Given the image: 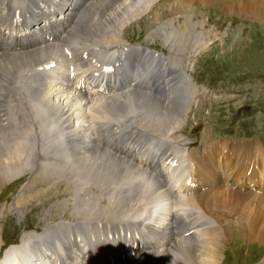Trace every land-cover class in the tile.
Instances as JSON below:
<instances>
[{"label":"bare ground","instance_id":"obj_1","mask_svg":"<svg viewBox=\"0 0 264 264\" xmlns=\"http://www.w3.org/2000/svg\"><path fill=\"white\" fill-rule=\"evenodd\" d=\"M30 1H32L33 7L28 10V14L22 15L20 13V18L22 17L21 22L16 23L14 20H12L13 22L11 21V23H9L7 19L0 17V25L5 26H0V129H2V123L8 120L6 119L7 117L5 118V116H8L9 119L11 117L7 115V113L3 110L1 101L5 102L7 100L6 97H8V95L10 97V94H12V102L20 98L19 96H16V93L11 91L13 89L19 88V86H13V82L16 81V79L14 78L18 71L21 73L24 70L25 66H32L43 56H46V58H51L56 55L54 46L50 44L43 45L40 50H27L28 45H26L24 42L26 40H32V36L21 37V27L23 25L26 26L28 28L27 31H29L30 33L32 32L31 35H33L34 32L31 31L29 24H32L31 27H33L46 19L50 13L60 11V13L65 15V12L69 11V14H67V16H70L71 18L79 17V19L72 21L73 30L69 32V35L66 37V39L72 42L74 41L75 37H80L83 42L86 43V48H92L90 53L87 51V53L90 54V58H92L94 57L92 53H95L94 48L96 46H90L88 45V42H90L91 45H94L92 41L101 43L102 39L105 40L106 38H102V36H104L105 34L104 30L108 23L113 22L116 14L118 15V9L127 3H134L136 0H100L99 2H90V0ZM78 1L80 2V5L78 7L70 9V7ZM160 1L161 0H159V2ZM182 1H187L189 3L193 2V0ZM197 1L205 5L218 4L224 9L232 10L236 13L234 6L232 4H229L233 2V0ZM22 2H24V0L21 1V4ZM138 2L139 1H137L135 5H132L129 8V11L126 14L127 17H134L139 13L141 8H145L146 1L143 0V3L137 5L138 7H140V10H135L136 4ZM21 4H19L18 2H13L11 4L13 5L12 8L8 7L10 9V18L14 19L17 10L25 13V7H27L30 3L22 5ZM152 4L153 3L149 5ZM134 10L137 13H134ZM131 11H133L132 13H134L135 15H129L128 13ZM176 21L177 20H175V22ZM167 22L169 23V27L171 28V30H169L171 32V35L167 32L165 38H163V41L169 46L168 55H165L163 53H152V51H150L149 49H145V47L141 45L127 48L123 45L124 43L122 42L123 44L121 45V48L123 49V51H121L118 56L113 57V59H115L116 57L118 58L121 53L126 57L124 60H120L121 68L124 71L125 78L133 76L140 78L144 82L142 76H144V78L153 77L154 82L157 84V86H160V89L158 90L160 94H149L131 90L124 94L105 98L103 100V103H100V101H98L93 105L89 104L91 106L90 113L92 117L93 115L96 116L95 113L98 114L99 112H101L102 118L105 120L104 123L107 124L113 120V118L111 120V117L117 112L124 114V118L126 117L124 119L125 123H122L124 121H122L121 123L126 125L123 126V131L128 130L129 132L127 131V133L135 137L134 139L137 143L136 146H131L129 148L120 147L119 149L115 147L110 151H105L97 146L92 147L86 141L82 143L74 142L75 138L74 140L70 138L71 146H69L66 141V137L68 139V137L70 136V132H66L65 128L69 125L68 118L64 117V115L60 112L56 102H54L53 100L50 101L45 86L35 85V87H33L36 83V80H38L34 79L26 85V94H30L38 100L39 104L37 105L38 108L41 109L39 111V116L44 114V118H48L47 112L49 111L51 120L55 123L57 122L55 126H59L65 129V138L62 139L63 143L60 138H58V140L54 144L50 139L46 142L48 137H42V139L37 142V132H31L32 124L22 123L21 117V121L17 122L18 124L13 127V131L11 134L12 138H9L10 140H13V144L11 146L18 148V150L20 149L19 151L21 153H18L17 155H21V157L19 156L20 158H16L17 155L15 156L13 152H7L5 150H2L3 148L0 147V183H2L4 181L3 179L6 176H9V174L14 170L21 169V173L29 170L34 171L44 160H46L45 162H48L49 160L53 159L57 160L56 164H66L65 160L63 161V159L67 155L69 169H75L74 176L78 177L79 175H76L77 173L81 175L90 174L93 177L89 178V180L93 179L100 182L112 181L113 183L124 184L127 187L131 185L130 183L133 177L139 174L140 171L135 165L130 163V160L122 159L118 157L117 154H125V156L131 155L132 158L143 157L147 165H149L150 169L153 171L152 174L155 178H159V175L162 174L163 179L170 184H172L171 180L173 179V183L176 189L181 194L186 195L193 192V189L198 190L201 187L210 186L209 189L200 193L183 196L180 206L184 209V211H196L201 215V217H209L212 219L211 223L216 222V224L213 223V225L211 224L204 228H201L200 231H198V235H195L194 237V234L192 233L186 238L178 240L173 245V251L177 254H181V256H184L185 258L184 260H181L179 264H218V256L220 254L219 246L225 238V231H230L229 227L231 225L241 226V228L238 229V232L241 233L244 238L248 240L257 239L264 243V188H262L264 187V148L258 143L257 140H252L246 143H230L229 140L222 139V141L219 142V147L217 146L211 151H198L197 153L193 152L191 159L188 161V164H186L188 165L187 169H184L181 164H171V160L170 163L167 164V158H169V155H167V151H163V144L168 143V141L162 138V136L166 134H162L161 130H156V127L154 129H150L147 126H142L140 124L141 121H139L140 119L138 117L141 115H147L148 118L153 117L156 120L159 119V121L161 122L160 125H165L164 127H176L181 122V118H183V116L185 117L187 109H189L191 103L196 100V94L199 92L198 87L195 84H190V90H187L189 83L186 77L187 75L190 76V74H187L189 71V69H186L188 64L184 62V60L202 46V44L197 43V37L200 32L196 31L198 28V24L195 25L192 21L185 19L182 23H177L178 27H173L174 21L169 20ZM108 31L112 32L111 29H109ZM4 33L8 34L10 38L9 41H7V38L3 39ZM153 33L155 34L156 32L154 31ZM99 36H101V38ZM109 38L110 40H113L115 42H119L120 40H122V36L120 33H114L113 35H110ZM105 41L107 42L108 40ZM73 46L75 45L73 44ZM47 49H49V51ZM74 52L76 53V50H74ZM83 62L85 63L84 70H87L90 62L86 63L85 60H83ZM97 62H99V60L93 62L94 64H91V70L96 67L95 65H97ZM110 63H100L99 67L103 65H109ZM136 65L139 67V69ZM184 75L187 84L184 80ZM11 80L13 82H11ZM52 88L56 90L55 87ZM23 98H26V96ZM20 100H22V95ZM86 105L88 106V104ZM12 106L15 107V105L11 104L10 107ZM31 108L34 109L33 106ZM83 109L81 110L83 111ZM125 109H127V111L129 110L131 113L126 114ZM9 111L10 110H8V112ZM12 112H14V110ZM133 113L137 114L133 115ZM80 114L82 113L80 112ZM91 115L89 114L90 118ZM81 118L82 117H80V119ZM91 119L94 122L95 120L97 122L100 121L97 119L94 120L93 118ZM90 120H87L86 122L88 123V121ZM131 120L132 123H130ZM45 121H41L40 127L42 129V132H46V129L43 128L45 125ZM135 121H137L138 123H134ZM157 126L159 125L157 124ZM23 130L29 131V133L24 136L22 133ZM19 131H21V135L20 133H18ZM9 132L11 133L10 128L7 129L5 133L9 134ZM94 132L93 135H95ZM39 134L41 135V132H39ZM149 135L150 139L147 140ZM19 136H21V141L18 140V138L14 139ZM152 137H160L161 139L156 141L155 145H152ZM42 140H44V142L46 143L40 151H37L36 149L38 147H36L35 142H37V144L40 146L43 145ZM31 143H34V149L33 147H31ZM64 144L67 150H69L68 153L64 148ZM45 152L47 154V157L43 155L45 154ZM205 154H207L208 156V160L206 162ZM28 155H30V157ZM205 163L207 165H205ZM49 168L52 169V165L47 167V169ZM66 173L67 172L62 174L65 175ZM39 174L43 175V177L49 175L46 172H40ZM79 177L81 178L82 176ZM189 177L190 179H187ZM149 183V189L151 192V188L153 189V185L151 184V182ZM136 186L137 182L135 184V191L138 190V188L136 189ZM155 188L157 189V187ZM170 189H172V187ZM179 199L180 198H178V200ZM170 203L171 202H169V205ZM77 204L80 203L77 202ZM190 204H192V206ZM77 207H82L81 210L83 212L81 214L78 213L79 216H82L81 218H90L89 216H87L90 215V213L87 212L89 210V207H83L81 204L79 206L77 205ZM256 208L261 210H258ZM179 211L180 210H176L171 214L168 213V221L162 224V229H159L158 227L152 225H142V227H144L146 231L144 229L139 232V239L137 238V229L139 228L138 226H136L137 223L131 224V229L136 226L135 230L132 232L131 244L133 245L134 243H138V241L141 239L146 244H151L152 246H154L157 244V242L153 240L158 234H165L168 238L171 239L176 235L175 229L179 231L183 230L184 232L190 230L194 221H191L193 219H191L190 221H188L187 219L188 216L191 215V213H183V211ZM221 220H226L227 224H229V227L223 228ZM101 230H103V228L98 229L97 233ZM147 230L148 232H150V234H152L151 237L147 235ZM88 232L91 231L88 230ZM75 236L76 235L73 231H69L67 229L56 233H46L43 236L46 241L45 243L44 241H41L39 239L41 241L38 246L40 258L42 257V259H45L48 263H53L54 260L55 264H61V261L66 256H68L69 258L75 257L78 259V261H81L86 257L88 259V257L90 256L89 247H91L92 243L88 241V248L83 249L81 255H77L73 251V248L77 247L76 239L74 238ZM44 248L46 250H49L50 252H45ZM17 249L18 246L14 245L7 249V253L9 252V250L15 253L17 252ZM10 255H13V257L11 258ZM14 255L15 254L13 253L8 254V256L6 257H10L13 260ZM160 256L162 255L157 254L155 256L148 257L147 259H152L154 262H156V264H165V260L161 261L162 258H160ZM14 259L18 262V264H22L21 258H19L18 256H16ZM24 260L26 264H28L27 262H29V260ZM91 264H103L100 255L93 257L91 259ZM126 264H144V262L142 261V258H140Z\"/></svg>","mask_w":264,"mask_h":264},{"label":"rangeland","instance_id":"obj_2","mask_svg":"<svg viewBox=\"0 0 264 264\" xmlns=\"http://www.w3.org/2000/svg\"><path fill=\"white\" fill-rule=\"evenodd\" d=\"M21 1L23 0H0V6L2 4L4 5V8H0V12L2 13L0 14V17L7 19V21L11 23L13 19L10 18V9L7 8L8 4L9 2L10 4H12L13 2H18L19 4H21ZM137 1L139 2L136 4L135 10L139 11L140 7H138L137 5L143 3V0H136L134 3H127L118 9V15L116 14L113 22L107 24L104 30L105 34L103 33L104 36H102V38L104 37L106 38L105 40H108L107 43L104 39H102V41L104 40L102 44L107 47V52H113L114 45L117 43L113 40H110V35H113L114 33L119 34L120 29H123V34L121 36L123 37L122 42L124 44H143L150 49L160 50L154 48L157 47L166 50V43H164L165 45L163 44L161 35L159 33L153 34L152 32L154 31V29L161 27V25L162 28L166 27V23L169 18H172L174 21L177 20L175 19L176 16H178L179 21L181 20V23L183 22V20L188 19L195 25L198 24V28L196 31H200L197 37V43L202 44V46L194 51L192 53L193 55L191 54L184 60V62L187 63V61L191 60V57L194 56L193 60L190 62V67L192 68L190 69L189 66H187L186 69H189L187 74H190L191 76H189L191 85L195 84L200 92L196 94V100H198V104L197 111L195 112L197 118H200L199 120H197L195 117V121L200 122V124L196 126L190 125V127H185L182 131H179L185 124V120L183 119L189 113L188 111L186 112L185 117L183 116V118H181L180 120H183L182 126L181 124H178L176 127H164L165 125H160L161 122L159 121V119H157V121L153 117L148 118L147 115H141L138 117L140 119L139 121H141L140 124L142 126H147L150 129H154L156 127V130H161L162 134H166L162 136L163 139L168 141V143L163 144V151H167L169 149L171 158H173L175 155H178L181 160L183 157L182 161L185 162L184 167H187V156L189 154L191 155L192 151L194 153H197L198 151H211L219 145V142H221L222 139H226L223 137H235L237 141H243L234 142L227 139L230 141V143H246L252 140L256 141L258 139L257 141L259 144L260 142L264 144V0H233V2L229 4H232L234 6L236 13L232 10L224 9L218 4L205 5L201 2H198L197 0H193V2L191 3L187 1L177 0L171 7L177 8V10L174 11L169 10L170 7L162 5L160 2L159 3L161 5L156 4L152 6L149 5L153 3L152 0H145L146 4L144 9L141 8L137 15L134 14L136 12L135 10L134 13H132L133 11H131L128 14H134L135 16L127 17L126 14L129 11V8L132 5H135ZM164 1L172 2L173 0ZM22 4L28 3H26L24 0ZM184 5L185 8L181 11L180 8ZM178 9L183 15H177ZM3 11H7L6 14H3ZM19 13H21L22 15L26 14V12L24 13L20 11ZM190 13L194 14L195 17ZM77 19H79V17H74L72 18V21H75ZM115 21L117 22V24ZM180 22H175V27L177 26V23ZM109 29H111L112 32H109ZM99 37L101 38V36ZM93 42L96 43V41ZM53 46L55 54L58 55L59 46ZM147 47L145 49H148ZM47 50L49 51V49ZM91 50L92 48L90 47V49L87 51L90 53ZM167 52L169 53V46L167 48ZM92 54L94 55V57H101L99 55L97 56V54L95 53ZM45 58L46 56H43L39 60L41 61ZM39 60L37 62H39ZM14 79H16L17 82H13L12 80ZM14 79H12L11 82H13V86L17 87L21 79V73L19 71ZM35 85L45 86L48 94L50 92L56 91L51 87V85L41 80H36V83L33 87H35ZM191 85L188 84V91L190 90ZM11 91L16 93V96H19L21 98L20 92L18 94V88ZM228 93H234L237 95V97L234 99L236 100L235 103H233V101H222L229 100V97L232 94ZM11 95L12 94H10V97L9 95L8 97H6L7 100L5 102L1 101L3 110L7 113V115L11 116L10 119L8 116H5V118L7 117L6 119L8 120L2 123L3 126L1 125L2 129H0V135H3V138H7V140H1L0 147L3 148L2 150H5L7 152L11 151L15 156L18 153H21L19 151L20 149L18 150V148L11 146L13 144V140L9 139L12 134L13 127L18 124L17 122L21 121V117L22 123L32 124L31 132L38 133H36L37 142L40 141L42 137H48L46 142L50 139L54 144L58 140V138H60L55 133V130L58 131V129L57 127H55L54 130L48 124L46 118H44V114L39 116V111L41 109L38 108V100L30 94H27L31 98V101H34L35 104L34 102L30 103L29 98H23V96L22 100H20L19 98L16 101L12 102ZM196 100H194V102L192 103V106L194 108H196ZM11 104L15 105V107H10ZM87 104L88 106L86 104L83 105V108L85 107L84 109L82 107L79 109H75V106L74 108L71 106V114L74 112L75 116L73 123L76 124L77 121L80 122L83 127H85L84 130L87 129L85 130L87 136H89L91 139L93 138V140H96L102 134L100 132H102L103 130L102 125H104L103 123L105 122V120L102 118L101 112H99L98 114L94 112L96 116L93 115L92 117L90 113V105L93 104ZM32 106L35 110L31 108ZM81 109H83V111ZM8 110L11 111H9L11 114L8 112ZM13 110L15 113L12 112ZM125 110L126 114L131 113L129 110ZM80 112L82 114H80ZM89 114L94 120L97 119L100 121L97 122L95 120L94 122L90 118ZM136 114L137 113H133V115ZM47 115L48 119L51 120L49 111L47 112ZM123 115L124 114H121L120 112H117L115 115H113L114 117H111V120L113 118V123L109 126H105L106 128L104 127L103 135H105L107 133V129L112 126L123 129V127L120 126L123 125L122 123H125L124 119L126 117L124 118ZM193 116L194 113L191 112L189 121H191L190 119ZM24 117L26 118V120ZM80 117L82 118L80 119ZM202 119H206L204 121H208L209 123L214 124L215 128L208 123H205ZM87 120L90 121H88L87 123ZM41 121H45V125L43 128L46 129V132H42V129L40 127ZM56 123L54 122V125ZM130 123H132V120L130 121ZM134 123L138 122L135 121ZM89 124L91 125V128ZM157 124L159 126H157ZM9 128L11 129V133L9 132V134H6L5 132ZM92 131H95V135H93ZM39 132H41V135L39 134ZM222 132L224 134H222ZM18 133H20L21 135V131H19ZM22 133L25 136L29 133V131L23 130ZM17 138L21 141V136L14 139ZM152 138V145H155L156 141L161 139L160 137ZM149 139L150 135L148 136L147 140ZM188 141L194 143L187 145ZM37 142H35L36 147H38L36 150L40 151L41 148L44 147L46 142L42 140L43 145L40 146L37 144ZM209 142L215 144L208 145L207 143ZM33 144L34 143H31V147L34 146ZM262 147L264 148V146ZM64 148H66V146ZM65 150H67V148ZM43 155L47 157L46 152ZM205 155L206 162L208 160V156L207 154ZM19 156L21 157V155H17L16 158H20ZM28 156L30 157V155ZM117 156L122 159H124L125 157H131V155L125 156V154H117ZM64 160L66 164H56L57 160L53 159L49 160L48 162H45L46 160H44L34 171L29 170L21 173V169L14 170L9 174V176H6L3 179L4 181L2 180L3 182L0 183V250L4 251V248L6 247L5 241L11 236L15 237L16 235H18L17 243H19L20 241L27 240L30 233L34 237H36V234L44 231V229L47 228L68 226L69 229H73L76 224H82V220H92L96 222L98 220H113L116 217V220L122 218L124 219L127 217L136 218L132 215L147 211L145 208H143L139 201L140 193L137 190L135 191V184L136 182L138 183V179L140 177H144L143 175L137 174L136 176H134L130 183L131 185L127 186V188L124 184L113 183L112 181L100 182L93 179L89 180V178L93 177L90 174L81 175L77 173L76 175L82 177H76L74 176L75 169H69L67 155L65 156L63 161ZM175 160H177V158H175ZM50 165H52L54 173L52 172L51 168H49L51 171L47 169V167ZM205 165L207 164L205 163ZM40 172H46L49 175L43 177V175L39 174ZM65 172H67L68 174L66 173L65 175H63L62 173ZM149 186L150 183H148L145 187L147 192L150 191ZM209 188L210 186L201 187L198 190L193 189V192L186 195L176 191L174 196L172 195L173 197L164 192L161 195H164L165 198H161L159 200L158 208L160 210L165 208H180V201L183 196L197 194ZM112 190L116 191L110 192ZM172 190L173 189H170V191ZM156 195L157 192L152 194L151 196L154 197ZM161 195H159L158 197H161ZM178 198L180 199L178 200ZM86 199H89V202L91 201V207L87 205ZM77 202H79L83 207H89V210L87 211L88 213H90V215H87L90 217L89 219L81 218L82 216H79V214H81L83 211L81 210L82 207H77V205H80L77 204ZM169 202H171V206L169 205ZM190 205L192 206V204ZM114 206L121 207V210L118 211V213H115V211L111 209ZM182 211L183 213L192 212L184 211L183 208ZM109 213L110 215H108ZM120 213L124 214L119 215ZM114 214H117L119 216L114 217ZM199 217L200 219L202 218L200 214ZM205 220H201L200 225H202ZM221 222L223 228L229 227V224H227L226 220H221ZM136 223V226L138 227L141 225L139 222ZM213 223L216 224V222ZM213 223L211 224L213 225ZM106 225L107 222H104L100 226L98 225V223H95L90 227H85L84 225H82L81 227L77 228V231L73 232L75 235L80 234V236L88 237L87 240L91 242L89 238L91 234L89 233H93L94 231L97 232V230L100 228L104 229ZM135 227L132 228V232L135 230ZM233 227L229 228L230 231H225V238L219 246L220 254L218 256V264H264V243L257 239L248 240L244 238L243 235L238 232V229H240L241 226L240 228ZM88 230H90L91 232H88ZM194 236L195 234L193 235V237ZM39 239L41 240V237ZM33 243H37V240L34 239ZM19 245L20 244H18L17 246ZM2 251L0 252V254L2 253ZM45 252L49 253L50 251L45 249ZM12 253L15 254L14 258L16 256L19 257L18 253L20 252L14 253L9 250V252L7 253V249L5 250L4 254L5 256H8V254ZM171 254V251H165L163 252V254L161 253V261L165 260V264H174L169 258ZM10 256L11 258L13 257V255ZM3 258V260L0 259V264L3 263L5 258L7 257L3 256ZM14 258V262L18 264V262ZM88 259L91 261V255L88 257ZM149 260L146 257L142 258L144 264H156V262H154L152 259L150 261ZM52 264H55L54 260Z\"/></svg>","mask_w":264,"mask_h":264}]
</instances>
